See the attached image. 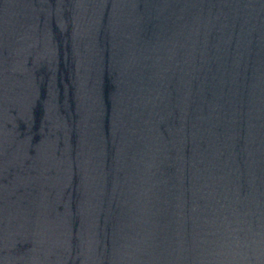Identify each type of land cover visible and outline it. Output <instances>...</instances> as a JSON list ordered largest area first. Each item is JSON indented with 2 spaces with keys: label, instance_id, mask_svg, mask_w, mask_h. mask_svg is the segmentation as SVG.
<instances>
[{
  "label": "water",
  "instance_id": "water-1",
  "mask_svg": "<svg viewBox=\"0 0 264 264\" xmlns=\"http://www.w3.org/2000/svg\"><path fill=\"white\" fill-rule=\"evenodd\" d=\"M0 264H264V0H0Z\"/></svg>",
  "mask_w": 264,
  "mask_h": 264
}]
</instances>
